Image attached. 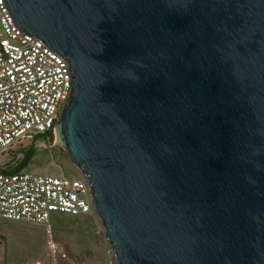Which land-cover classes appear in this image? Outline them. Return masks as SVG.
I'll list each match as a JSON object with an SVG mask.
<instances>
[{
  "label": "water",
  "instance_id": "95a60500",
  "mask_svg": "<svg viewBox=\"0 0 264 264\" xmlns=\"http://www.w3.org/2000/svg\"><path fill=\"white\" fill-rule=\"evenodd\" d=\"M70 64L58 141L114 264H264V0H6Z\"/></svg>",
  "mask_w": 264,
  "mask_h": 264
},
{
  "label": "built area",
  "instance_id": "2783aa9c",
  "mask_svg": "<svg viewBox=\"0 0 264 264\" xmlns=\"http://www.w3.org/2000/svg\"><path fill=\"white\" fill-rule=\"evenodd\" d=\"M73 88L69 62L20 28L0 0V154L54 135ZM53 213L97 215L88 182L0 170V220L49 226ZM65 264L77 263L69 257Z\"/></svg>",
  "mask_w": 264,
  "mask_h": 264
},
{
  "label": "rangeland",
  "instance_id": "374dc122",
  "mask_svg": "<svg viewBox=\"0 0 264 264\" xmlns=\"http://www.w3.org/2000/svg\"><path fill=\"white\" fill-rule=\"evenodd\" d=\"M57 133L49 139L23 140L0 154V170L16 167L29 150L31 154L20 170L30 174L83 181L80 169L69 159ZM40 137H45L40 135ZM0 264H113L114 252L104 236L97 215L71 216L53 213L51 224L0 222Z\"/></svg>",
  "mask_w": 264,
  "mask_h": 264
},
{
  "label": "trees",
  "instance_id": "16d2710c",
  "mask_svg": "<svg viewBox=\"0 0 264 264\" xmlns=\"http://www.w3.org/2000/svg\"><path fill=\"white\" fill-rule=\"evenodd\" d=\"M45 137H47V139L52 138L53 134L46 135ZM30 154H31V150H29L27 156H25L23 158V160L16 167L10 168V172H17V171L21 170L24 167V165H25L27 159L29 158Z\"/></svg>",
  "mask_w": 264,
  "mask_h": 264
},
{
  "label": "crops",
  "instance_id": "0c3cea01",
  "mask_svg": "<svg viewBox=\"0 0 264 264\" xmlns=\"http://www.w3.org/2000/svg\"><path fill=\"white\" fill-rule=\"evenodd\" d=\"M0 222H2V223H18V222H8V221H3V220H0ZM0 242H1V238H0ZM26 264H43V263L41 261L37 260L34 262H27Z\"/></svg>",
  "mask_w": 264,
  "mask_h": 264
},
{
  "label": "flooded vegetation",
  "instance_id": "af4514ba",
  "mask_svg": "<svg viewBox=\"0 0 264 264\" xmlns=\"http://www.w3.org/2000/svg\"><path fill=\"white\" fill-rule=\"evenodd\" d=\"M44 136H46V135H44ZM41 139H47V137H40Z\"/></svg>",
  "mask_w": 264,
  "mask_h": 264
},
{
  "label": "bare ground",
  "instance_id": "6f19581e",
  "mask_svg": "<svg viewBox=\"0 0 264 264\" xmlns=\"http://www.w3.org/2000/svg\"><path fill=\"white\" fill-rule=\"evenodd\" d=\"M58 133H59V131H58ZM58 133H57V141H58Z\"/></svg>",
  "mask_w": 264,
  "mask_h": 264
}]
</instances>
